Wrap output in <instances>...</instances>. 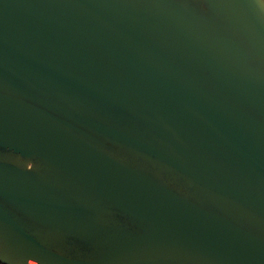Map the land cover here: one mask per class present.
Returning <instances> with one entry per match:
<instances>
[{
	"label": "water",
	"instance_id": "1",
	"mask_svg": "<svg viewBox=\"0 0 264 264\" xmlns=\"http://www.w3.org/2000/svg\"><path fill=\"white\" fill-rule=\"evenodd\" d=\"M0 264H264V0H0Z\"/></svg>",
	"mask_w": 264,
	"mask_h": 264
}]
</instances>
